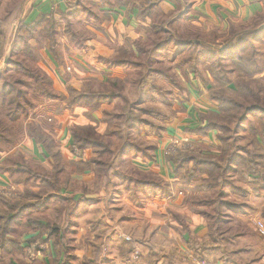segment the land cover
<instances>
[{"label": "rangeland", "instance_id": "rangeland-1", "mask_svg": "<svg viewBox=\"0 0 264 264\" xmlns=\"http://www.w3.org/2000/svg\"><path fill=\"white\" fill-rule=\"evenodd\" d=\"M133 1L125 3L131 4ZM260 1L262 11L247 23L238 25L235 28L237 32L264 26V0ZM35 2L36 0H30L29 5ZM26 4L22 5L20 0L7 2V5L5 2L0 3V21L4 19L0 23V30L4 35L0 37V73L5 69L9 70L0 79V121L8 127L9 132L5 137L10 141L0 140V174L7 175L6 183L9 184L4 185L9 190H0V194L13 200L25 187L36 191L32 178L21 173L23 169L36 174L49 172L50 158L48 159L42 146L39 152V145L30 139L28 130L31 128L37 127L43 135L52 139L55 149L58 148L67 158L64 149L61 148L63 145L60 138L65 139V133L71 136L70 129L74 122H90L86 117L88 114L95 120L99 132L95 138L103 143L109 142L107 145H113L115 153L119 151L117 146L122 143L126 131L133 144L143 152L142 147L145 145L148 147L161 142L168 127L177 129L183 125L184 130L179 133L183 136L190 130L188 126L192 128L191 130L194 129V123L199 124L197 126L199 127L214 121L218 127H226L225 130L218 128L208 132L209 137L205 142L201 140L203 137L200 135L193 142H185L180 137L179 140L173 141L175 144L169 146L164 156L171 162V157L193 149L192 152L199 151L201 155L217 158L219 161L224 149V146L220 148L222 145L219 139L226 144L228 151L234 148L232 156L237 154L240 158L230 163L232 170L227 173L228 182L223 188V200L242 203L245 210L235 215L229 212L226 216L223 212L221 219L231 220L233 217L234 221L228 222V232L235 234L240 230L244 232L247 230L248 236L233 241L232 244H226L220 251L227 254L228 261L234 258V253L238 251L241 262L251 261V264H259L264 256V238L258 236L255 221L264 223V34L260 36L259 41L250 43L245 52L242 51L245 49L243 48L232 52L230 58L226 55L220 60L218 53L228 45L226 40L229 38L224 35L228 31L213 36L206 28L193 24L191 20L183 19L174 23L172 18L175 17L162 11L160 12L164 16L159 15L157 24H161L163 32L166 31L168 34H158L151 40L148 39V34L152 30L145 28L144 22H139L134 31H119L113 27L111 25L113 20L107 10L112 7L104 0H61L62 10L55 7L50 13L39 14L27 22ZM194 27L198 28L199 33L193 32ZM172 33L186 41L181 48L173 42L169 44L162 42L168 36H172ZM194 39L208 41L210 47L193 46L191 44L195 43ZM243 55L246 56L235 60ZM10 57L11 66L7 64ZM115 62H124L130 66L126 64L114 66ZM111 80L114 81L110 83ZM241 84L243 88L239 89ZM39 88L41 94H37ZM243 90L247 91L245 97ZM115 92H119L128 104L114 99L109 103L104 102L95 106L88 97L82 100L78 108L74 110L67 108L73 93L107 95ZM256 96H259V102L253 100ZM139 97L141 100L138 101ZM193 97H199L202 103H206L203 104V112L196 108H191V112H187L184 106L192 105L190 103ZM225 100L240 105L242 112L232 109L224 102ZM132 105L135 106L134 112L130 110ZM254 106H257L259 111L247 114L242 121L244 109ZM128 113L133 117L131 121L123 118V115ZM234 114L241 120L234 119ZM128 123L133 125L131 130ZM112 130L116 136L111 135ZM8 136L10 138H7ZM145 138L151 141L145 142ZM196 145H201L202 148ZM66 149L69 155L67 159L77 161L75 160V151L79 154L77 149L72 144ZM247 150L252 151L250 157L245 152ZM89 153L92 154L90 156L92 158L94 154L90 151ZM132 153L135 154L133 151L125 154L124 157H127L125 162L121 160L115 162L119 177H113V182L115 185L123 184L120 188L126 191L127 198L131 201L135 199L140 204L145 201L143 195L140 193L135 195L132 184L129 183V188L124 187L128 185L127 181L119 178L123 175L132 178L136 171L149 176L154 174L137 168L129 156ZM250 159L252 162L248 163ZM241 171L243 173H240ZM185 178H189L188 175ZM1 182L4 181L0 177ZM167 186L162 180L161 185L156 187L159 198L164 197L160 192ZM177 186L184 192L181 205L184 204L186 207L190 205V210L201 209L213 213L214 208L207 206L208 203L205 202L213 197L211 190L199 186L198 182H191L189 186H182L177 182L174 187ZM87 187L89 192H94L93 182ZM77 189L82 196L79 194V201L77 200L79 203L75 210H67L73 211L69 218H62L60 222L55 214L59 204L52 202L48 208L24 216L21 222L13 224L10 237L19 243L22 249L30 248L22 253L21 258L12 259V264H105L108 255L107 241H103L104 238L91 240L87 237H92L90 234L94 233L98 236L102 234L98 232L99 220L96 219L102 213L109 218L112 214L110 205L104 210L94 208L89 212L90 216L87 218L91 222L80 235V239L76 240L75 234L80 232L78 229L85 228L86 225L83 220H75V212L89 193L80 185ZM104 197L108 202L107 198L111 196ZM80 198L83 199L80 201ZM154 216L162 218L157 213ZM35 220L43 225L58 221L60 223L56 224L61 231L57 233V237L48 240L41 229L34 231L32 230L34 224L25 223ZM68 221L70 224H67ZM203 224L207 229L204 219ZM89 227L92 229L90 234ZM112 230L113 234L110 236L114 235L117 239L113 246L114 251L125 255L129 264L139 262L188 264L185 258L179 255L176 258L173 255L170 258L167 256L169 259L163 258V254L166 256V249L153 247L147 242L142 243L148 250L147 254L142 256L133 238L117 227H112ZM38 233H41V240L37 236ZM106 235L109 233L104 236ZM34 237L37 241L30 245L28 241ZM126 238L129 240L125 241ZM162 245L166 246V242L164 241ZM171 245L174 247L175 244ZM88 251L90 255L87 254ZM220 251L214 252L217 257L221 254ZM17 253L20 252L15 251L12 255L16 257ZM1 261L2 264H6V259Z\"/></svg>", "mask_w": 264, "mask_h": 264}, {"label": "trees", "instance_id": "trees-1", "mask_svg": "<svg viewBox=\"0 0 264 264\" xmlns=\"http://www.w3.org/2000/svg\"><path fill=\"white\" fill-rule=\"evenodd\" d=\"M138 2V13H137V19L140 23H145V28L148 27V29H151V33L148 34V39L154 38V36L162 33H167L166 31L163 32V28L161 27V24H157V21L159 22V15L164 16L161 10L158 8L157 3L151 2L150 0H135ZM130 3L125 2H119L117 3V6L123 5L128 6ZM133 6V2H131V7ZM185 13H183L180 16H176L175 18H172L173 22H181L183 19ZM155 19V20H154ZM0 21V23H2ZM171 23V22H170ZM170 23L168 25H170ZM164 25V23H163ZM195 30L193 31L198 32V28L194 27ZM242 31V32H241ZM236 31L235 28H230L228 32L224 35H226L229 39L226 40V47H224L223 50H221L218 54L220 57V60L224 58L226 55L229 56V58L232 55V52L238 51L240 49H243L242 51L247 50V46L250 43H253L255 41H259V38L262 34H264V26L257 29H250V30H241ZM170 33L172 31H169ZM169 33V34H170ZM176 33V32H175ZM175 33H172V36H168L166 39H164L162 42L165 44H169L170 42H173L181 48L183 44L186 41H182L181 38H179ZM211 35H220L217 30H213L210 32ZM209 33V34H210ZM3 31L0 30V37H3ZM191 38V37H190ZM198 39V38H197ZM195 43H192L191 45L196 47L204 48L206 45L210 47L208 41L205 40H193ZM138 46H136L137 49ZM248 54V53H247ZM0 55H1V45H0ZM246 55L240 56L236 61L242 59ZM13 57V54L12 56ZM7 61V64L10 66L12 65L11 59ZM234 61V62H236ZM244 61V60H243ZM130 66L127 63L124 62H115L114 66H122V65ZM240 65L242 64L239 63ZM9 70L5 69L3 72L0 73V79L1 77L6 74ZM36 80V79H35ZM114 80L109 81L112 83ZM113 85V84H112ZM243 85H239V89H242ZM244 92V90H243ZM246 92H244L243 96H246ZM37 94H41L40 88L37 89ZM91 99V101L95 106H99V104L104 102H111L114 99L121 100L124 104H128L123 96H120L119 92L115 93H108L107 95H104L102 93H94V95H89V93H73L72 97L68 101V107L70 110H74L75 108H78V106L83 102L82 100L85 98ZM142 97V96H141ZM139 97L138 101L141 100ZM259 96L254 97L253 100L255 102H259L260 99H258ZM225 103H228L232 109H238V111L242 112V107L233 101H224ZM16 105V104H15ZM252 106V105H251ZM135 106H130V110L133 112L135 109H133ZM221 108V107H220ZM248 108V109H247ZM260 108V107H259ZM129 109V108H128ZM247 109V110H246ZM246 110V111H245ZM245 111V112H244ZM242 113V121L243 118L247 114H252L255 112H258L259 109L257 106L254 107H246ZM264 112V111H263ZM88 114V113H87ZM238 114V113H237ZM237 114H234V119L241 120V118H237ZM90 122L85 123H74V125L71 127V137H72V145L77 149L79 152L80 157L76 158L75 160H68L65 158L61 151L58 150V148L55 149V143L52 139L42 134L41 130L36 128H31L28 130V135L30 139H33L35 143L39 146H42V148L45 150V152L48 155V159L51 162L50 169L48 174H36L32 171H29L27 169L22 170V174H27L29 178H32L34 184L36 186V191H33L31 189H27L26 187L23 189L22 193L17 196L16 199H8L3 194H0V258L4 257L3 259H6V264H12L11 260L14 258H21L23 256V252H26V249L30 248H24L22 249L21 245L14 241L10 237V234L13 230V224L15 222H21L24 218V216H28L29 214L39 212L45 208H48L49 205L52 202L58 203L59 207L55 209L56 217L59 218L60 222L62 218H69L72 212H68L67 210L71 209L75 210L76 205L79 203L77 200H74V196L76 194H81L78 192L77 187L80 185L83 190L88 193L89 190L87 189V185L85 183H78L75 182V180L72 179V175H82L86 174L88 172L92 175L93 180V187L95 190L93 193L96 194L100 192L101 190H106L108 187L118 186L115 185L113 182V177L118 178L119 173L115 169V162L116 161H123V157L125 154H127L130 151H133L135 153L141 152L139 147H136L131 139L129 138V134H127V131L124 132V138L122 140V143L118 142L119 151L115 153V149L113 145H107L108 143H103L102 141L97 140L95 137L98 135V131L96 129V123L95 120L88 114L86 116ZM122 117H118V119H121ZM124 119H127L129 121L132 120V115L128 113L127 115H123ZM93 120V121H92ZM93 123V124H92ZM132 123H128L129 129H132L131 125ZM221 128L225 130L226 127H218L214 121L207 122L204 126H199L193 130H188L187 132L191 136H202L207 137L208 132ZM8 127L4 126L0 121V140L8 141L5 136H7ZM98 132V133H97ZM111 135H115V131H111ZM7 138H10L8 136ZM12 138L14 139V136L12 135ZM11 138V139H12ZM221 142V147L224 149L222 151V155L219 161H217V158H207L204 155H201L199 151H185L183 153H178L175 157H171V163L173 165V172L174 177L177 180V182H180V185L182 186H189L191 182H198L199 186H204L205 188L211 190L212 198H208L205 201L208 203L207 206L214 208L213 213H209L206 210L201 209H191V212L200 216L206 221L207 224V231L205 230V236L200 241H189L187 243V247L189 250L193 253V255L198 258L199 260H204L205 255L208 253L214 252V251H220L222 250L226 244H232L233 241H237L238 239H241L242 237L248 236L247 230L244 232L243 230H240L238 233L231 234L228 232V222L234 221V218L232 217L231 220L228 218L221 219L222 213L224 216L228 215V213H233L234 215L236 213L244 212L245 208L243 207L242 203H235V202H228L223 200V188L224 185L228 182L227 181V173L230 172L229 170H232V165L230 163L236 162V159L240 158V156L237 154H234L232 156V151L234 148H232V151H228L226 149V144L222 142L221 139H219ZM196 147L202 148L201 145H196ZM194 148V146H193ZM55 149V150H54ZM92 152L94 156L90 158L88 156V152ZM248 157L251 156L252 151H245ZM71 154V149H70ZM252 159L248 161V163H251ZM228 164V165H227ZM227 168V170H225ZM134 172V171H133ZM12 173V172H11ZM240 173H243L241 171ZM135 176L126 177L123 175L122 178L124 181H127L128 185H125L126 187H129V183L132 184V186L145 188V187H151L156 188L161 185L162 180L157 175H147L144 173H141L139 171H136L134 173ZM186 175H188L189 178H185ZM247 175V174H246ZM76 183L78 185H76ZM82 194L80 195V197ZM83 198H80V201ZM243 207V208H242ZM63 216V217H62ZM264 216V215H263ZM174 219L177 220L180 224H183L179 229L176 230L178 234L184 233L187 228L184 224L183 217L179 215H173ZM31 218V217H28ZM202 219V220H203ZM59 222V223H60ZM25 223L34 224V227L32 230L38 231L41 229L43 232L42 234H46V237L48 240L52 237H57V233L61 231V229L58 227L57 224L58 221L47 222L44 225L40 222H37L36 220L33 221H26ZM57 223V224H56ZM67 224H70L68 221ZM186 228V229H185ZM38 238L41 240V233H38ZM36 240V238H31L28 242L30 245H32ZM39 241V240H38ZM43 242V241H42ZM152 250V248H151ZM15 251L20 252L15 255ZM238 251H236L237 253ZM223 253V252H222ZM225 253H223L222 258H226ZM1 259V260H3ZM0 260V261H1ZM3 261L0 262L2 264ZM171 262V261H170ZM173 264V263H172ZM244 264H251V261Z\"/></svg>", "mask_w": 264, "mask_h": 264}, {"label": "crops", "instance_id": "crops-1", "mask_svg": "<svg viewBox=\"0 0 264 264\" xmlns=\"http://www.w3.org/2000/svg\"><path fill=\"white\" fill-rule=\"evenodd\" d=\"M12 1L13 0H0V3L5 2L7 5V2ZM29 1L30 0H20L22 5L27 3L26 22L28 20L31 21L32 19L36 18V16L39 14L50 13L55 7H59L60 10H62L61 0H36V2L31 3V5H29ZM126 1L129 0H104V2L109 5V7H112L107 9L108 13H110V18L113 20V24L111 23V25L117 28V30L119 31H134L137 28V25H139V20L137 19L138 2L134 0L132 7L131 4H128V6H117V3ZM150 1L157 3L158 8L166 15L176 17L185 13L183 19L191 20V22L197 26H203L204 28H206V30H208V32L217 30L220 33L228 31L231 26L232 28H236L238 25L247 23V21L252 19L263 9L261 5L262 2H259V0ZM12 7L13 6H11V8ZM190 104H192L193 107L192 105L184 106L187 112H191V108H196L199 110V112H203V104L206 105V103H202V100H200L199 97H193ZM74 123L76 124L77 121ZM194 125L195 126H193V128L195 129L199 124L194 123ZM182 126L183 125H181V127L177 129H175L174 127H168L166 130V134L162 136L161 142L157 143L156 145H148V147L147 145H145L144 147H142L143 152L135 154L132 153L131 155H129L133 164H135V166L137 165V168L140 167L141 170L152 172L161 180H163L165 184L168 185L165 190H162L160 192L161 194H164V197L159 198V192L156 188H140L133 186L135 190L134 194L136 195L140 193L141 195H143L142 197L145 198V201L139 204L135 199L133 201L129 200L127 198L128 196L126 191L120 188L123 186V184H119L113 189L108 188L107 191L101 190L96 194H94L93 192H89L88 194H86L84 202H81L79 206H77L75 212V220H83L86 226L85 228L78 229L80 232H82L75 234L76 240L80 239V235L85 232V229L91 222L87 218V216H90L89 212H91L94 208L96 210H99V208L104 210L105 207H108L110 205L109 209L112 214L109 215V218H107V216L102 213V215L98 219H96L99 220L98 227L100 228L98 232H101L102 234L99 236L94 232V235L90 234L92 229L89 227L90 229L88 231V234H90V236L92 237H87L91 240L104 238L103 241H107L108 255L106 257L105 264H129L125 259V255L118 254V251H114L113 246L117 242V239L114 235L113 237L110 236V234H113L112 227H117L118 229L129 235L131 238H133L136 242V248L140 251V254L142 256L146 255L148 251L145 245H143L142 243L147 242L150 243L153 247H160L164 250L166 249V256L163 254V258L166 257L167 259H169L171 255L176 258L179 255L181 258L183 256L186 263L188 262V264H198V258H196L189 250V248L187 247V243L189 241H200L205 236L206 229L204 227L202 218L194 213H191L190 205L189 207H186L184 204H180L184 199V192L180 191L178 189V186L177 188L174 187L175 185H177V180L174 177L173 165L170 161H167L164 156L166 154L165 151L169 148V146L175 144V142H173L174 140H179V138L182 137L181 140L185 142H193L197 139V136H191L189 133L183 134V136H181V134L179 135L180 131L184 130ZM188 127L190 128V130L192 129L190 126ZM65 130L66 132L68 131L67 128H65ZM208 137L209 136L207 135V137H204L201 140L205 142ZM146 138L144 139L145 142L151 141V139ZM60 141L63 145V147L61 148L64 149V155L68 158L69 155L66 148L72 144L71 136L69 135V133L68 135H66L65 133V139L61 140L60 138ZM38 147L39 152H41V147ZM91 155V153L88 154L89 157ZM126 158L127 157H123L124 162ZM0 177L4 181L0 183V190H9L8 188L4 187V185H9L6 183V181L8 182L7 175L0 174ZM71 177L73 180H75V182L85 183L88 186L91 182H93L92 176L89 173H86L82 176L72 175ZM150 191H152L151 194ZM104 196H111L110 198H107L109 199L108 202L106 201ZM78 198L79 194H76L74 196V200H77ZM92 199H94V201H92ZM155 213L160 214V217L162 218L155 217ZM173 215H179L183 217L184 224L187 228L184 233H177L176 230H181L179 228L183 226V224H180L177 220H175ZM165 227L166 230H164ZM107 232L109 233V235L104 236L105 234H107ZM164 241L166 242V246L162 245ZM159 242H161V244H158ZM171 244H175L174 247ZM141 247L142 249L140 250L139 248ZM164 250L163 252H165ZM214 252L205 255V260H207L208 264L245 263L239 260L241 258L237 253H234V258L228 261L226 258H222L223 253L221 251V254L218 255L219 257H217ZM87 254L90 255L89 251L87 252ZM263 257L261 258L259 264H263ZM137 264L142 263L139 262Z\"/></svg>", "mask_w": 264, "mask_h": 264}, {"label": "built area", "instance_id": "built-area-1", "mask_svg": "<svg viewBox=\"0 0 264 264\" xmlns=\"http://www.w3.org/2000/svg\"><path fill=\"white\" fill-rule=\"evenodd\" d=\"M75 157L79 158L80 155L75 151ZM255 228L257 231L258 236L263 237L264 238V223L261 221H255ZM123 237V236H120ZM129 239L126 238L125 241H128ZM198 264H208L207 261L205 260H199L197 259ZM262 263L264 264V257L262 259Z\"/></svg>", "mask_w": 264, "mask_h": 264}]
</instances>
